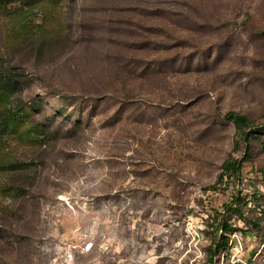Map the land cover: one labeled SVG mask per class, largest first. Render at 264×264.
I'll return each mask as SVG.
<instances>
[{"label": "rangeland", "instance_id": "rangeland-1", "mask_svg": "<svg viewBox=\"0 0 264 264\" xmlns=\"http://www.w3.org/2000/svg\"><path fill=\"white\" fill-rule=\"evenodd\" d=\"M263 31L264 0H0V264H264Z\"/></svg>", "mask_w": 264, "mask_h": 264}, {"label": "trees", "instance_id": "trees-1", "mask_svg": "<svg viewBox=\"0 0 264 264\" xmlns=\"http://www.w3.org/2000/svg\"><path fill=\"white\" fill-rule=\"evenodd\" d=\"M262 36L264 38V31L262 32ZM12 116H13L12 110H5L0 112V134H2V126L4 125V122L12 118ZM225 118L234 124L237 130V134L239 135L240 139L246 143L247 147L252 139L257 138V136L255 135L252 136L249 132L245 130L248 128L249 129L254 128V123L251 122L245 115L236 112H228L225 115ZM248 159H249L248 155H246L243 159H236L233 157L227 159L222 165V172L220 174L218 182L215 185L210 186L209 189H216L218 186L228 189L230 188L231 185L235 186L236 183L240 181L243 163ZM262 199L264 200V197H262ZM241 201L242 200L240 199V196H237L230 204L225 205V209L227 211L232 210L233 213L239 214V218H244V215L241 212ZM247 205L248 203H246V206ZM234 206L237 207H235L234 209ZM262 206L264 207V204ZM262 212H264V210ZM251 224H253V226L257 228L261 227L260 225L261 223L258 221H252ZM220 229L223 232L222 235L223 239H226V234L235 231V228L232 225H230L226 220L221 221ZM216 244L218 249L217 252H222L227 249V243L221 244L219 243V241H217Z\"/></svg>", "mask_w": 264, "mask_h": 264}, {"label": "built area", "instance_id": "built-area-1", "mask_svg": "<svg viewBox=\"0 0 264 264\" xmlns=\"http://www.w3.org/2000/svg\"><path fill=\"white\" fill-rule=\"evenodd\" d=\"M91 249H92V247L89 248V250H91Z\"/></svg>", "mask_w": 264, "mask_h": 264}]
</instances>
